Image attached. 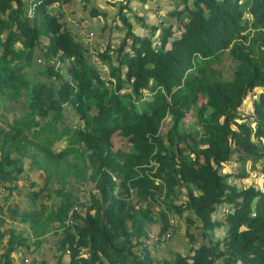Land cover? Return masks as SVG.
Instances as JSON below:
<instances>
[{
  "label": "trees",
  "instance_id": "trees-1",
  "mask_svg": "<svg viewBox=\"0 0 264 264\" xmlns=\"http://www.w3.org/2000/svg\"><path fill=\"white\" fill-rule=\"evenodd\" d=\"M70 1L0 0V226L7 217L25 230L0 228V264H12L15 250L29 239L36 247L48 231L59 232L55 247L67 264H264V184L229 182L247 177L246 163L264 181V0H175L167 25L141 24L142 36L128 29L117 66L108 45L97 53L107 79L51 7ZM122 1L120 20L129 28L130 2ZM224 55L234 63L229 77L214 67ZM254 89L250 113L240 114ZM10 104L19 114L8 120L1 110ZM191 114L193 126L180 129ZM114 136L122 141L116 148ZM63 137V147L53 148ZM231 162L237 172H223ZM25 170L42 176L25 193L29 208L3 206ZM69 177L93 183L71 223ZM220 205L227 212L218 216ZM173 216L187 227L197 221L201 241L156 261L143 244L149 226L157 219L161 235Z\"/></svg>",
  "mask_w": 264,
  "mask_h": 264
},
{
  "label": "rangeland",
  "instance_id": "rangeland-1",
  "mask_svg": "<svg viewBox=\"0 0 264 264\" xmlns=\"http://www.w3.org/2000/svg\"><path fill=\"white\" fill-rule=\"evenodd\" d=\"M145 1L147 5L142 4ZM145 1H130V7H128L130 12L127 11L126 13H124L127 22L130 24L129 28L120 20V11L117 7L118 4H120L119 0H71L66 5L57 8L55 7V5H52L51 7L55 12L61 14L63 20L67 22L68 26L73 32L75 31V26L74 23L70 21L74 19L77 20V23L83 25L84 32L93 33L91 39H83L84 37L80 36V33H74L76 35L74 36V38L79 39L82 44L86 46V54L88 56L89 62L93 63L97 67L98 72H100V74L107 79V73L105 71L106 64L98 58L97 53H101L104 50V47L108 45L111 51L113 50V52H110L109 49L107 55L112 60L113 66H117V63L115 61V51L121 44V41H123V38H125L128 29H130L131 33L134 35H145L146 29H139L135 17H139V19L143 22V24L145 23V25L154 26L151 23L153 19L157 20L161 16H163L165 12L164 9L170 7L169 2L172 3V1L174 2L175 0H151V3H149V0ZM91 8H95V14L90 15L89 12ZM171 8H173V6H171ZM139 10L141 11L140 16L136 15V12H138ZM172 22H174V24L172 23V27H174L175 21ZM167 23L168 21H166V19L161 22L163 26L167 25ZM139 25L142 26L141 23H139ZM156 26H160V23ZM173 34H176V32L174 31ZM130 38L131 37L126 38L128 40H126L125 43V50H128L129 42L131 41ZM156 38L153 37L151 40V45L153 47L155 46V43L157 41ZM37 59L39 58L37 57L36 60H34V64L35 66H40V64H42V60L40 62V60L38 61ZM233 65L234 63L231 61V59H228L227 56L224 55L214 64V67L221 69L224 75L226 77H229ZM258 92V89H254L252 93H248L246 95L244 102L237 109L240 114L250 113L251 101L254 97H256V94ZM14 106V104H10L5 106L4 110H1V113L2 111L6 113V118L8 120H11L14 116H17L19 114L14 110ZM63 111L66 115L64 120L65 124L70 125L76 122L75 117L72 115L70 106H64ZM167 119L168 118H166L160 129V134H162V136H165V131L167 130ZM193 122L194 116L193 114H191L186 117L184 123H182V126L180 125V129L185 131L189 130L190 127L193 126ZM64 139L65 137H63L58 143L56 142L55 144H53V148L63 147ZM121 143L122 141L120 140V138H118L117 136L113 137V148L118 147ZM185 154L189 153L186 152ZM25 165L27 166V163H25ZM244 167L247 177L243 179H237L230 176L229 182L234 183L238 188H244L248 185H254L259 189H263V177H261V175L256 172L257 170L251 169L249 163H246ZM237 168L238 167L235 163H224L222 171L232 174L237 172ZM30 171L31 172L25 170L24 175L18 179L17 188L13 190L10 196L7 197V201L3 206L15 204L20 210L29 208L30 205L28 203V200H26L25 193L27 192L30 182H34L32 188L35 189H38L42 184V176L37 172V170ZM82 182L84 183H81L75 177H69L67 181V184L71 186L70 188H68L71 191L74 200L72 208L73 210H78L79 212L85 211L86 206L89 204V191L91 190V188H93V183L87 181L85 182V180H83ZM51 185L56 187V181H53ZM182 191L183 190L179 191L180 194H178V198L176 201H178V199H183ZM6 193L7 191L5 189H2V196H4ZM38 200L41 201L42 198L39 197ZM154 209L156 210L158 209V207L155 206ZM222 209L225 210L227 209V207L222 205L217 207L218 216L223 214L221 213ZM172 218L175 221V231L167 240H159L160 235L157 234L159 224L157 223L156 219L155 223L149 226L150 231L148 237H146L145 241L143 242L146 250L149 251L152 258L156 261L160 259L171 260L174 257L175 253L185 254L188 252V248L190 246H194L201 241L198 232L199 225H195L197 221H195L193 224H188L187 227L183 217L173 216ZM0 228L2 229L4 234L7 233L8 228H13L15 230H24L22 225H19L15 221L9 220L7 217L4 218V222L3 224H1ZM222 235L223 227L214 230V236ZM190 236L193 237L194 241L189 240ZM59 237V232L53 233L51 231H48L46 235L41 237V243L36 247L35 245H33L31 239H29L27 242V247L23 249H17L11 254L12 264H28L32 260L35 261L36 264H55L58 257L60 260V264H67L68 255L66 253L59 254V250L55 247V241ZM4 239L5 237L1 240L3 241ZM2 241H0V243ZM139 252L140 249L137 247L136 253Z\"/></svg>",
  "mask_w": 264,
  "mask_h": 264
},
{
  "label": "built area",
  "instance_id": "built-area-1",
  "mask_svg": "<svg viewBox=\"0 0 264 264\" xmlns=\"http://www.w3.org/2000/svg\"><path fill=\"white\" fill-rule=\"evenodd\" d=\"M119 1H120L121 3H125V1H122V0H119ZM130 1H133V0H129V2H130ZM73 23H74V26H75V31L73 32V31L70 29L72 35L76 36L74 33H76V34L80 33V34H81L80 36H83V37H84L83 39H91V38H92L93 33H92V32H87V33L84 32V27H83L82 24H79V23H77V22H73ZM158 46H159V42L156 41L154 48H157ZM98 74H99V77H100V78H104V76H102V75L100 74V72H98ZM104 79H106V78H104ZM72 210H73V208L70 209V211L68 212V219L66 220L67 223H71V220H70L69 217H70V215H71ZM223 211H224V212H227V209H225V210H223ZM174 231H175V221H174L173 218H170V219H169V227H168V229H167L165 232H163V233L160 235L159 240H162V241L167 240V239L173 234Z\"/></svg>",
  "mask_w": 264,
  "mask_h": 264
},
{
  "label": "crops",
  "instance_id": "crops-1",
  "mask_svg": "<svg viewBox=\"0 0 264 264\" xmlns=\"http://www.w3.org/2000/svg\"><path fill=\"white\" fill-rule=\"evenodd\" d=\"M145 1V0H144ZM169 1V0H168ZM152 1L151 0H149V3H151ZM170 3V7L169 8H166V9H164V14H163V16H161L159 19H157V20H155V19H153V21L151 22L153 25H158L159 23H161L164 19H167V16H166V12L168 11V10H170L171 9V6H173V4H174V2L172 1V3L171 2H169ZM143 5L145 4V5H147L146 4V1L145 2H143L142 3ZM158 6V5H157ZM142 8V7H141ZM141 8H140V10H141ZM159 9V8H158ZM138 11V12H136L137 14L136 15H138V16H140V12L141 11ZM143 10V9H142ZM147 11V10H146ZM142 16V15H141ZM164 16H165V18H164ZM144 17V16H143ZM132 18V17H131ZM136 22H137V26L139 27V29H143V26H140L139 25V23H141L142 25H143V22L139 19V17H137L136 16ZM158 23V24H157ZM145 24V23H144Z\"/></svg>",
  "mask_w": 264,
  "mask_h": 264
}]
</instances>
